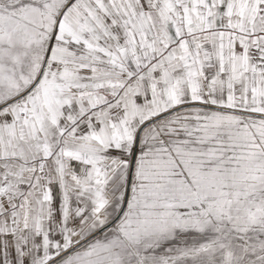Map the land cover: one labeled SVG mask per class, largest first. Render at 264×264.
<instances>
[{
	"label": "snow or ice",
	"instance_id": "1",
	"mask_svg": "<svg viewBox=\"0 0 264 264\" xmlns=\"http://www.w3.org/2000/svg\"><path fill=\"white\" fill-rule=\"evenodd\" d=\"M0 264H264V0H0Z\"/></svg>",
	"mask_w": 264,
	"mask_h": 264
}]
</instances>
